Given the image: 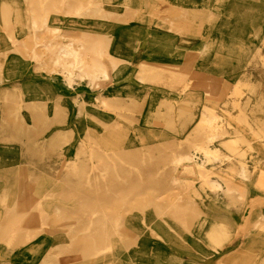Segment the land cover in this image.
Returning a JSON list of instances; mask_svg holds the SVG:
<instances>
[{
    "label": "rangeland",
    "instance_id": "rangeland-1",
    "mask_svg": "<svg viewBox=\"0 0 264 264\" xmlns=\"http://www.w3.org/2000/svg\"><path fill=\"white\" fill-rule=\"evenodd\" d=\"M205 262L264 264V0H0V264Z\"/></svg>",
    "mask_w": 264,
    "mask_h": 264
},
{
    "label": "bare ground",
    "instance_id": "bare-ground-1",
    "mask_svg": "<svg viewBox=\"0 0 264 264\" xmlns=\"http://www.w3.org/2000/svg\"><path fill=\"white\" fill-rule=\"evenodd\" d=\"M258 3V2H257ZM51 8V7H50ZM7 16V15H6ZM3 17H5L4 15H3ZM8 17L9 16H7V19H8ZM46 18V17H45ZM7 21V20H6ZM10 21V20H9ZM180 39V38H179ZM61 52H62V56L64 57V58H69V57H72V58H74L75 59V57L77 56V53L75 52V50H73L72 49V47H70V46H65V47H63L62 48V50H61ZM178 53V52H177ZM214 57H215V55H214ZM208 77V76H207ZM212 77V76H211ZM207 84V83H206ZM206 84H204V85H206ZM192 88V87H191ZM203 88H204V86H203ZM73 89V88H72ZM190 90V89H189ZM192 90V89H191ZM196 90V89H195ZM214 91H216V90H214ZM182 96V95H181ZM204 97H206V96H204ZM116 117V116H115ZM129 122V121H128ZM211 127H213V126H211ZM162 129V128H161ZM213 131H215L214 129H213ZM136 135V134H135ZM124 198V197H123ZM45 199V198H44ZM68 209V208H67ZM139 209V208H138ZM181 209V208H180ZM179 209V210H180ZM27 216V215H26ZM188 217V216H187ZM91 219V218H90ZM114 224V223H113ZM102 228V227H101ZM25 247V246H24ZM69 249H73V250H71V251H69L65 256V258H66V261L67 260H69L70 258H73V259H77V258H79V256L81 255L82 257H84V256H87V257H89V256H95V251H91V249H90V247H89V245L87 244V243H78V241L76 240V239H73L72 240V242H71V244L69 245V247H68ZM112 250V244H110V243H108L105 247H103V248H101V249H98L97 250V256H105V255H107V254H109V253H107V252H109V251H111ZM67 251V250H66ZM111 253V252H110ZM80 256V257H81ZM75 257V258H74ZM59 261V260H58ZM70 263V262H69ZM205 264H206V262H205Z\"/></svg>",
    "mask_w": 264,
    "mask_h": 264
}]
</instances>
